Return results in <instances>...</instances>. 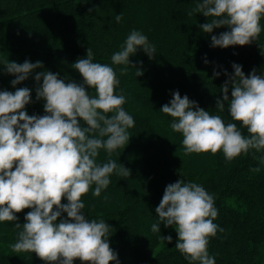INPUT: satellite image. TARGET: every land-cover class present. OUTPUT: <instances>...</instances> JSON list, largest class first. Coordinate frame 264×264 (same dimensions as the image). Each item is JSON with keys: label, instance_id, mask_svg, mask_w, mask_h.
Instances as JSON below:
<instances>
[{"label": "trees", "instance_id": "1", "mask_svg": "<svg viewBox=\"0 0 264 264\" xmlns=\"http://www.w3.org/2000/svg\"><path fill=\"white\" fill-rule=\"evenodd\" d=\"M200 2L0 0V91L30 89L31 102L24 109L28 115L46 114L45 101L36 96L42 84V80L39 84L35 81L37 73L51 71L65 82L83 84L72 64L86 58L88 48L93 62L108 64L116 71L120 81L116 93L125 96L123 108L135 123L127 129L128 144L111 156L100 149L97 162L114 160L129 169L130 176L114 172L99 196H93L90 190L82 197V211L88 219H103L110 225L109 243L119 264H190L175 248V228L165 227L155 211L166 186L178 180L199 183L214 198L218 216L213 222L218 230L209 239L208 252L215 264H264V150L250 149L231 161L222 151L186 155L182 134L170 127L173 118L160 111L179 91L181 97L187 95L199 108L220 115L225 123L234 122L228 102H224L223 112L216 110V101L223 96L221 85L234 74L232 65H241L245 75L253 69L264 75V18L260 36L251 44L213 47L211 36L230 29L222 26L204 33L200 26L213 18L194 11ZM118 14L122 16L119 23L115 21ZM133 30L146 35L156 48L152 59L143 48L129 57L130 63L143 72L140 76L130 65L111 61ZM26 60L40 61L43 67L13 86L11 81L16 77L4 64ZM124 67L128 70L122 75ZM231 91L229 84V99ZM81 125L86 126L83 121ZM237 127L243 135H249L241 124ZM256 168L258 172L253 171ZM62 203L67 204V199ZM29 211L17 213L16 222L23 225ZM62 219H68L67 213H61L58 220ZM16 222H0V264H45L35 253L12 250L10 245L22 230L15 228ZM153 223H160V232L151 231ZM169 235L171 243L163 239ZM74 264L81 262L76 260Z\"/></svg>", "mask_w": 264, "mask_h": 264}, {"label": "clouds", "instance_id": "2", "mask_svg": "<svg viewBox=\"0 0 264 264\" xmlns=\"http://www.w3.org/2000/svg\"><path fill=\"white\" fill-rule=\"evenodd\" d=\"M194 11L213 18L200 26L204 33L222 26L230 29L211 36L213 47L249 45L262 31L264 0H202ZM121 19L119 14L115 17L117 23ZM139 48L150 59L156 53L148 37L133 30L122 49L112 55V63L136 69L129 57ZM4 65L16 77L11 81L13 86L43 67L40 61L27 60ZM72 65L82 76L83 84L65 82L51 71L35 75L38 84L42 80L36 89L37 99L45 101L46 114L42 116H30L24 110L31 102L27 87L14 93L0 91V222H16L17 213L31 209L23 225L15 223V228L22 230L10 247L17 253H35L45 264H74L76 260L81 264H119L109 243L110 225L103 219H88L82 211V197L90 190L93 196H99L111 183L114 172L130 176V170L122 164L118 166L111 159L101 164L97 158L100 149L111 156L128 144L127 129L135 121L123 108L125 96L116 93L120 81L113 67L93 62L90 48L86 58ZM232 67L234 74L221 85L223 96L216 101V110L223 112L224 102H228L234 122L225 123L220 115L199 108L187 95L181 97L179 91L161 107L162 113L173 118L171 129L182 134L186 155L222 151L231 161L250 149L264 150V75L255 69L245 75L241 65L234 63ZM127 70L122 68L121 74ZM142 74L136 69L137 76ZM214 76H219V72H214ZM85 86L95 95L89 94ZM237 123L247 129L248 136L242 134ZM253 171L258 172L259 168ZM64 198L67 204L62 203ZM155 211L165 227L175 228V248L190 264H215L208 245L218 230L213 222L218 210L204 187L184 180L171 183ZM62 212L67 213L68 219L58 220ZM151 231L160 232V223H153ZM163 239L172 242L170 235Z\"/></svg>", "mask_w": 264, "mask_h": 264}]
</instances>
